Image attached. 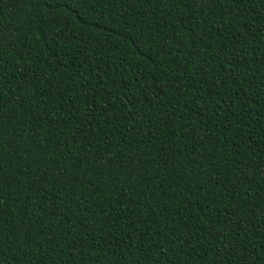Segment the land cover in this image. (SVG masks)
<instances>
[{"label": "trees", "instance_id": "trees-1", "mask_svg": "<svg viewBox=\"0 0 264 264\" xmlns=\"http://www.w3.org/2000/svg\"><path fill=\"white\" fill-rule=\"evenodd\" d=\"M0 264H264V0H0Z\"/></svg>", "mask_w": 264, "mask_h": 264}]
</instances>
